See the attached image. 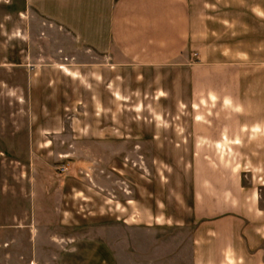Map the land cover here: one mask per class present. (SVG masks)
Returning <instances> with one entry per match:
<instances>
[{
    "label": "rangeland",
    "instance_id": "1",
    "mask_svg": "<svg viewBox=\"0 0 264 264\" xmlns=\"http://www.w3.org/2000/svg\"><path fill=\"white\" fill-rule=\"evenodd\" d=\"M188 1L194 85L0 0V205L35 197L39 259L49 230L93 236L62 264H264V0Z\"/></svg>",
    "mask_w": 264,
    "mask_h": 264
},
{
    "label": "crops",
    "instance_id": "2",
    "mask_svg": "<svg viewBox=\"0 0 264 264\" xmlns=\"http://www.w3.org/2000/svg\"><path fill=\"white\" fill-rule=\"evenodd\" d=\"M42 6L48 16L71 29L80 42L108 54L114 64L181 65L188 69L191 85L199 79L198 70H204V64L189 58L193 15L188 0H45ZM60 66L69 71L66 65ZM227 81L229 84V78ZM225 97H230L229 89L223 94V101ZM218 143L223 146L221 141ZM49 144L50 140L46 145ZM29 194L24 203L15 202L11 209L10 203H3V208L0 205V219L10 220L0 223V264H62L63 252L74 247L77 239L91 235L58 243L49 239V230H45L46 254L39 259L34 246L33 211V205L36 209L38 204ZM104 248L107 258L95 260L98 249L87 264H116L111 247Z\"/></svg>",
    "mask_w": 264,
    "mask_h": 264
}]
</instances>
